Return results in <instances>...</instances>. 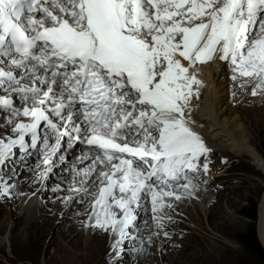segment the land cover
<instances>
[{
  "label": "snow or ice",
  "instance_id": "snow-or-ice-1",
  "mask_svg": "<svg viewBox=\"0 0 264 264\" xmlns=\"http://www.w3.org/2000/svg\"><path fill=\"white\" fill-rule=\"evenodd\" d=\"M217 59L264 97V0H0V115L11 132L0 136V198L16 187V149L24 160L39 147L46 180L62 141H78L91 164L69 191L91 198L84 227L112 236V264L126 241L143 255L171 239L163 209L208 183L193 99L197 65ZM149 198L156 231L145 236Z\"/></svg>",
  "mask_w": 264,
  "mask_h": 264
},
{
  "label": "rangeland",
  "instance_id": "rangeland-1",
  "mask_svg": "<svg viewBox=\"0 0 264 264\" xmlns=\"http://www.w3.org/2000/svg\"><path fill=\"white\" fill-rule=\"evenodd\" d=\"M235 81L238 84L241 83L240 80ZM243 88L238 85L235 88V95L231 94L230 103L232 107H241L243 112L251 108L263 109L264 100L262 98L264 97L260 95L252 96L251 85H246ZM237 98L238 102H232V99L236 100ZM247 118L250 121L264 124V117H262L260 112H255V110L254 114L247 115ZM1 123H3L2 116L0 117V127H3ZM2 130L6 131L5 129ZM254 131L258 137H256L257 142L254 148L264 159L263 126H258ZM64 145L67 147L66 143ZM78 149L79 143L77 142L73 143L68 151L66 149H62V151L58 149V151H61L62 156L66 151V156L61 162H59L60 157H53L56 164L59 162L56 165V174L60 179L52 176L47 181V187L42 192L43 195L40 190L41 186L34 185L37 188L34 194H41L40 201L43 205H46L44 211L49 214V219H51L49 228L40 229L29 240L26 242L24 240L25 244L23 246H12L10 242L24 232V226L15 227L17 222H23V211L18 210L16 207L17 214L11 217L4 213L0 214V239L5 232L11 239L9 243L3 244L0 249V264H47L57 247L63 249L64 256L70 264H76L77 258L82 259L85 257L88 244L87 233L85 232L92 228L84 227V222L88 220V214L92 210L91 198H86L82 192L79 196L71 197L68 201L64 199L65 194L68 193L69 180L83 166L75 162L77 158L69 157L68 155L72 151L78 152ZM16 159L18 160L19 158ZM28 159L30 162H42L43 155L41 153L32 155L31 153ZM250 162L248 157L239 158L229 153L210 156L208 160L209 172L202 176V179L208 180L206 185L202 183L204 186H208V191L206 195L202 194L208 198H210L208 195H214V198L209 199L210 203L207 206L198 201L199 195L198 198H191V200L197 205H203L205 211L207 208L215 207L213 216L208 217L206 213L195 211L187 202L185 206L176 204L173 210L180 214L175 212V214H171V221L167 219L164 221L165 230L170 234L171 239L161 237L160 239H162L164 245L159 248V239L154 238L155 242L151 246L145 247L143 255L132 252L131 249L136 244L126 241L124 244L125 251L120 258V264H259V261L250 256L244 246L237 240V236L246 232L253 224L244 214L247 207L254 204L258 209V205H264V176ZM212 172L218 176L209 177ZM34 174L29 169L20 172L16 176L19 180L15 185L20 182L24 183L25 177L33 176ZM58 184L60 190L54 191V189H57L55 185ZM90 189L93 193L96 192L95 187ZM58 194L61 197H58ZM0 205L3 208L10 207V204L7 203ZM150 210L151 202L149 198V207L146 211L144 210L147 213L146 220H142L141 218L144 217L139 214L137 221L140 227H145L143 233L145 236L149 232L156 231L155 221L152 219L153 214ZM68 216H73L76 220L68 219L70 222L68 224L65 222ZM39 217L40 215H37V218ZM175 219L181 222H176ZM145 221H147V224H145ZM74 229H77L76 234L69 237V231ZM95 231L100 232L96 233ZM95 231L91 235L92 239L109 235L98 229ZM97 248L99 247L97 246ZM105 250L107 251H104V255L96 252L95 260L85 264H112L113 254L111 247H106Z\"/></svg>",
  "mask_w": 264,
  "mask_h": 264
},
{
  "label": "bare ground",
  "instance_id": "bare-ground-1",
  "mask_svg": "<svg viewBox=\"0 0 264 264\" xmlns=\"http://www.w3.org/2000/svg\"><path fill=\"white\" fill-rule=\"evenodd\" d=\"M197 68H198L197 76L199 79L203 81V87L200 89V99L198 101L193 99V104L195 105L193 110V118L197 124L196 131L201 135L206 145L211 149L209 157L223 153L236 155L239 158L248 157L251 161L250 163L254 167H256L257 170L260 171L261 174H263L264 176V159L254 148L257 142L256 140L257 136L254 130L258 126H263V131H264V124L255 121H250L247 118V115L250 116L251 114H254V110L255 112H260L262 117H264V108L260 110L251 108L248 109L246 112H243L241 110V107L240 108L232 107L230 103L231 94L235 93L236 86L238 85L240 86L241 83L238 84L236 81L232 79L233 73L228 61H222L217 59L204 64H198ZM262 100H264V98H262ZM236 101L238 102V98L236 100L232 99V102H236ZM1 116L2 115H0V117ZM254 117L255 115L253 116V120ZM1 124L3 127H0V136L10 135L11 134L10 129L6 130L4 123ZM1 129H5L6 131L3 130L1 131ZM41 135H43V133H41ZM27 139L29 138L26 137V140ZM49 142H51V138ZM64 143L67 144V147L66 145H64ZM77 143L79 142L77 141ZM38 145H39V141H38ZM62 145H63L62 149H66V151H68L72 144L69 145L66 140H63ZM87 147L88 146H86L85 144L79 143V149H78L79 151L78 152L72 151L68 155L69 157L73 156L77 158V159L74 158L75 162L78 163L79 165H83L82 167H86L89 164H91V158L88 159L84 158V154L87 151ZM15 151L17 152L16 158H19L20 153L18 149H16ZM29 151L32 153V155L34 154L38 155L40 153L39 147H37L36 150L29 149ZM66 151L63 155V159L64 156H66L65 155ZM28 158L29 156H26L24 160H19V159L17 160V163L14 165L16 168L15 176H12L10 171V169L13 167L12 164H9L8 168L4 169L7 176H12V178L8 180L9 183H13V182L16 183L19 180L16 178V176H18L20 172L26 169H29L32 174L33 173L35 174L33 176L29 175V177H25L26 180L24 183L20 182L16 185L15 189L13 190L11 199L0 198V204H5V203L10 204V207H6V208H3L0 205V214L4 213L8 217H11L17 214V210H16L17 207L18 210L23 211V218H24L23 222H17L15 224V227L24 226L23 234H21L20 236L12 240V242H10L11 239L8 237L7 232H5V234H3V236L0 239V249L2 248L3 244L7 242L8 243L10 242L12 246H16V245L23 246V244H25V242L29 240V238L33 237L34 234L38 233L40 229H47L51 226L50 225L51 219H49V214H47L44 211V207H46V205H43L42 202L40 201L41 194L39 195L34 194V192L37 191V188L34 185L41 186L40 190L42 193L43 190L47 187V181L51 179L52 176L56 179L59 178V176L56 174L57 172L56 165H58V163L61 162L62 159L59 158V162L57 164L54 162V166L52 167L51 172L48 173V178L46 180H37V175L39 174V170L43 169L44 165L42 162H30ZM54 160L55 158L53 159V161ZM212 176L216 177L218 175L212 172V175H209V177ZM90 179H94V177ZM69 182H68L69 186L67 188L68 193L65 194V197L79 196L82 192L69 191L70 188L76 187L80 182V178L78 174L76 173L74 176H72ZM85 184L89 188L92 187V185L88 184L87 181H85ZM55 186L57 187L59 186V184ZM207 188L208 186H204L201 183L198 192L199 195L198 201H201V203H203L204 206H207L208 203H210L209 202L210 198H214L213 197L214 195L213 196L208 195L210 198L205 196L206 192L208 191ZM263 188H264V181H263ZM202 193H204L205 195H203ZM20 195L21 197H19ZM57 196L61 197V195L59 194ZM263 198H264V194H263ZM186 202L187 204H190V207H192L195 211L201 212L203 214L206 213L208 217H212L214 214L213 212L215 207H212L213 209L207 208V210L205 211L203 205L201 204L197 205L189 198L182 199L181 201H175L172 208H164L163 212L166 213L167 216L171 217L172 216L171 214H175L176 212L173 210L175 205L181 204L185 206ZM145 211L138 212V217L139 214L141 215V217H144L141 218L142 220H146L147 213H145ZM37 215H40V217L37 218ZM68 219L76 220L75 217L68 216L67 220L65 221L68 224L70 223ZM175 220L176 222H181L178 219ZM86 221L87 220H85V222ZM141 229L144 230L145 227L142 226ZM94 231L95 230L91 229L88 232H85L87 233L86 239L88 240L87 250L85 251L84 258L76 259V264H85L86 262L95 260L96 252H100L104 255V251H107L105 250V248L111 247L112 243L114 242L110 234L103 238L92 239L91 235ZM75 232H77V229L69 231L68 236L70 237L71 235H75L76 234ZM95 232L97 233L100 231H95ZM259 236L264 246V220L262 221L259 227ZM24 240L25 242H23ZM159 243H160L159 248H162L164 245V243H162V239H159ZM97 246L100 249L97 248ZM64 255L65 254L63 252V249L57 247L54 250V253L47 264H70L68 263V260L65 258Z\"/></svg>",
  "mask_w": 264,
  "mask_h": 264
},
{
  "label": "trees",
  "instance_id": "trees-1",
  "mask_svg": "<svg viewBox=\"0 0 264 264\" xmlns=\"http://www.w3.org/2000/svg\"><path fill=\"white\" fill-rule=\"evenodd\" d=\"M244 214L253 224L246 232L239 234L237 240L244 246L250 256L257 259L259 264H264V246L259 236L260 222L262 219L264 220V205H258L257 209L252 204L247 207Z\"/></svg>",
  "mask_w": 264,
  "mask_h": 264
},
{
  "label": "water",
  "instance_id": "water-1",
  "mask_svg": "<svg viewBox=\"0 0 264 264\" xmlns=\"http://www.w3.org/2000/svg\"><path fill=\"white\" fill-rule=\"evenodd\" d=\"M264 249V248H263Z\"/></svg>",
  "mask_w": 264,
  "mask_h": 264
}]
</instances>
